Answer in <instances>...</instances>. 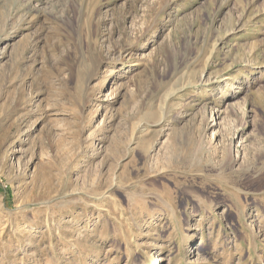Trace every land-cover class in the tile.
<instances>
[{
    "label": "rangeland",
    "instance_id": "obj_1",
    "mask_svg": "<svg viewBox=\"0 0 264 264\" xmlns=\"http://www.w3.org/2000/svg\"><path fill=\"white\" fill-rule=\"evenodd\" d=\"M0 264H264V0H0Z\"/></svg>",
    "mask_w": 264,
    "mask_h": 264
},
{
    "label": "bare ground",
    "instance_id": "obj_2",
    "mask_svg": "<svg viewBox=\"0 0 264 264\" xmlns=\"http://www.w3.org/2000/svg\"><path fill=\"white\" fill-rule=\"evenodd\" d=\"M154 263V262H153Z\"/></svg>",
    "mask_w": 264,
    "mask_h": 264
}]
</instances>
